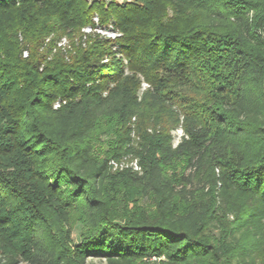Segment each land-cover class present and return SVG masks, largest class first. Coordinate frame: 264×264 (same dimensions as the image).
Here are the masks:
<instances>
[{"label":"trees","instance_id":"16d2710c","mask_svg":"<svg viewBox=\"0 0 264 264\" xmlns=\"http://www.w3.org/2000/svg\"><path fill=\"white\" fill-rule=\"evenodd\" d=\"M89 257L264 264V0H0V264Z\"/></svg>","mask_w":264,"mask_h":264},{"label":"rangeland","instance_id":"374dc122","mask_svg":"<svg viewBox=\"0 0 264 264\" xmlns=\"http://www.w3.org/2000/svg\"><path fill=\"white\" fill-rule=\"evenodd\" d=\"M87 1L89 3H92L94 0H87ZM105 1H111V0H105ZM115 1H117L118 3H123L122 1L132 2L135 0H115ZM97 15H98L97 12L94 13L93 19L95 17H98ZM94 21L97 25L99 23V17L97 20L94 19ZM87 28L88 27H84L82 31L86 32ZM102 34L104 33L102 32ZM68 43H69L68 37L64 36L58 40V47L60 48L69 47ZM149 86H150L149 83L144 78H141L140 92L145 90ZM179 90L184 93H188L186 88L179 89ZM106 93L104 95H106ZM98 113L100 116L98 123L95 124V126L94 125L88 126L87 130L89 131V133L86 135L85 140L91 146L90 155L102 157L104 153H106V151L109 150L112 144V141L115 138L114 132H115V129L117 128L116 126L117 121L111 115V110L109 108L102 109L101 111H98ZM78 114H80L79 110H78ZM76 116L72 118V123L76 122L77 120ZM181 132H182V128H178L177 130L174 131V134H176V136H179ZM133 159L134 158L128 157V158L123 159L122 161H124L125 163H130V161ZM181 166H182V163L177 162L173 166L166 167L165 170L170 175H178L181 171ZM112 170L117 171L120 169H114L112 167ZM149 203H150L149 200H142L141 203L139 204L149 210L151 209V205ZM87 230L88 229L86 226L84 216L80 214V212L78 211L74 212L72 215L71 223L67 225L66 227V231L69 233V236H70L69 238L71 240V250H74L78 245H80L83 242V238H84L83 234H85ZM161 258L163 259V257ZM143 263L144 264H160V263H154L151 259H148V258L143 259ZM21 264H25V263H21ZM87 264H107V262L102 257H89L87 259Z\"/></svg>","mask_w":264,"mask_h":264},{"label":"built area","instance_id":"2783aa9c","mask_svg":"<svg viewBox=\"0 0 264 264\" xmlns=\"http://www.w3.org/2000/svg\"><path fill=\"white\" fill-rule=\"evenodd\" d=\"M122 2H124V1H122ZM94 19L97 20L98 17H95ZM95 30L98 33H100L101 35L106 36L108 38H112V39H115L116 37H118V36L121 35V33L119 31L113 29V25L112 24H110L108 27H101V26H98V24H97V27L95 28ZM91 31H93V28L92 27H88L86 29V32H91ZM102 32L104 34H102ZM181 134H182V132H181ZM179 136H177L176 138H178ZM110 164H111V166L114 169H120V170H122V169H125L127 167H131L134 170H140V165H139L137 159L131 160L130 163H125L122 160L121 161L111 160L110 161ZM150 259L152 261H158L159 260L157 257H151Z\"/></svg>","mask_w":264,"mask_h":264}]
</instances>
